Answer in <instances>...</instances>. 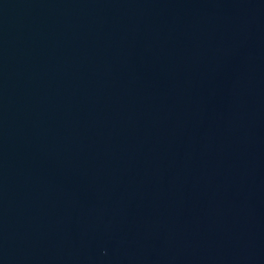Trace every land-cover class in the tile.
Returning <instances> with one entry per match:
<instances>
[{
    "label": "water",
    "instance_id": "obj_1",
    "mask_svg": "<svg viewBox=\"0 0 264 264\" xmlns=\"http://www.w3.org/2000/svg\"><path fill=\"white\" fill-rule=\"evenodd\" d=\"M0 264H264V0H0Z\"/></svg>",
    "mask_w": 264,
    "mask_h": 264
}]
</instances>
